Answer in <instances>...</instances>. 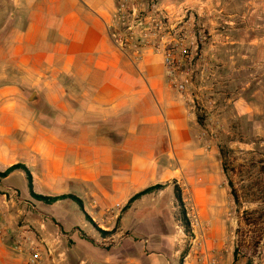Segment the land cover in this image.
I'll return each instance as SVG.
<instances>
[{"label":"crops","instance_id":"obj_1","mask_svg":"<svg viewBox=\"0 0 264 264\" xmlns=\"http://www.w3.org/2000/svg\"><path fill=\"white\" fill-rule=\"evenodd\" d=\"M115 8L116 0H0V65L8 77L0 87V171L23 163L35 193L76 195L90 217L103 219L121 203L125 235L101 253L100 264H196L177 244L174 185L183 178L211 223L208 247L235 264L220 219L221 176L202 178L210 160L194 139L187 97L168 83L161 55L136 59L112 41ZM160 184L165 188L130 202ZM8 189L30 194L26 176L12 172L1 183L0 207ZM167 192L170 204L162 200ZM75 219L70 226L86 224ZM162 241L170 251L141 249ZM257 261L264 264V253ZM0 264L29 263L0 236Z\"/></svg>","mask_w":264,"mask_h":264},{"label":"rangeland","instance_id":"obj_2","mask_svg":"<svg viewBox=\"0 0 264 264\" xmlns=\"http://www.w3.org/2000/svg\"><path fill=\"white\" fill-rule=\"evenodd\" d=\"M157 1L169 8L172 5L176 14L183 7L192 8L196 26L205 33L200 48L203 57L194 67L193 86L187 95L197 128L193 136L204 150L203 156L210 160L202 178L208 174L221 176L216 188L223 203L220 219L226 246L234 252L235 264H254L264 253V0ZM175 25L180 26L177 21ZM5 73V67L0 65V87L5 80L8 82ZM34 85L28 89L29 95L35 90ZM14 172L26 176L24 171ZM202 178L198 181L202 182ZM4 179H0V187ZM176 181L183 190L191 227L186 234L178 224L179 251L187 250L186 257L195 260L205 252L219 257L215 249L208 247L211 223L204 218L192 186L183 178ZM230 181L237 190V201ZM162 186L158 190L165 188ZM6 196V208L0 207V236L11 248L22 238L31 237L43 250L39 264H100L101 253L114 249L125 235L117 215V210L123 208L116 209V205L107 208L102 219L90 217V211H83L70 198L54 205L16 190L8 189ZM162 200L170 204V193ZM176 210L179 212V207ZM79 216L86 224L70 226ZM100 230L114 231L103 235ZM114 234L117 236L113 238ZM24 244L28 250L30 243ZM147 245L142 242L141 249L170 251V242Z\"/></svg>","mask_w":264,"mask_h":264},{"label":"built area","instance_id":"obj_3","mask_svg":"<svg viewBox=\"0 0 264 264\" xmlns=\"http://www.w3.org/2000/svg\"><path fill=\"white\" fill-rule=\"evenodd\" d=\"M175 14L172 5L169 8L157 0H116L108 31L117 47L136 59L148 52L161 55L168 83L187 97L193 86L194 67L203 57L200 48L204 45L205 33L196 26L192 8L183 7ZM175 21L179 28H176ZM115 208L122 209L121 203ZM24 243H30L28 250ZM35 243L27 237L12 247L19 253H26L29 264H39L43 250ZM196 264L226 263L205 252L196 257Z\"/></svg>","mask_w":264,"mask_h":264},{"label":"trees","instance_id":"obj_4","mask_svg":"<svg viewBox=\"0 0 264 264\" xmlns=\"http://www.w3.org/2000/svg\"><path fill=\"white\" fill-rule=\"evenodd\" d=\"M201 120V118L198 117V122ZM16 170H21L24 171L26 174V178L28 180V185H29V189H30V194L36 198L38 201H41L45 204H53L59 200L62 199H66V198H70L72 200H74L75 202L78 203V205L83 208V202L80 198H78L76 195L73 194H68V195H61V196H44V195H40L37 194L33 191V185H32V175L30 170L26 167V165L22 164V163H17L14 164L12 166H10L9 168H7L5 171L1 172L0 171V179H4L7 176H9L12 172L16 171ZM230 186H231V193L234 197V199L237 201L238 199V194H237V190L233 184V181L229 182ZM162 185H155V186H151L139 193H137L135 196H133L130 200V202L135 201L136 199H139L140 197H142L143 195L149 194L151 192H153L154 190H158L160 188H162ZM174 190H175V198L177 200L178 203V207H179V212L178 213V220L181 222L182 227H184V231L186 234H189L191 231V227H190V221L187 217V212L185 209V203H184V199H183V190L182 187L175 182L174 185ZM102 232L103 235H110L113 233L114 230L112 231H103L100 230ZM184 258V255H182V259Z\"/></svg>","mask_w":264,"mask_h":264},{"label":"water","instance_id":"obj_5","mask_svg":"<svg viewBox=\"0 0 264 264\" xmlns=\"http://www.w3.org/2000/svg\"><path fill=\"white\" fill-rule=\"evenodd\" d=\"M36 96H37V92L34 91L32 96H31L30 102H34L36 100Z\"/></svg>","mask_w":264,"mask_h":264}]
</instances>
